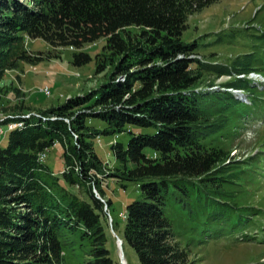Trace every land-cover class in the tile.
Masks as SVG:
<instances>
[{"label": "trees", "instance_id": "1", "mask_svg": "<svg viewBox=\"0 0 264 264\" xmlns=\"http://www.w3.org/2000/svg\"><path fill=\"white\" fill-rule=\"evenodd\" d=\"M218 1L0 0V65L21 49L25 36L55 48H81L105 37L114 59L110 80L100 88L20 117L23 124L7 134L6 146L0 144V264H120L108 211L126 257L133 250L139 264H192V241H203L208 231L253 238L245 210L257 208L228 195L236 192L239 172L251 166L232 172L222 164L230 159V128L259 114L256 104L264 95L236 73L226 87L250 90V103L231 90H199L205 71H232L199 58V43L183 39L190 17ZM252 37L264 39V32ZM245 58L247 64L231 69L259 71L264 44ZM91 60L88 52L74 53L78 66ZM129 126L155 131L133 133ZM126 131L132 134L128 143L113 142L115 161L105 162L95 140ZM57 143L66 163L61 176L41 159ZM108 178L136 182L141 190L126 206L122 229L106 195ZM171 199L204 219L203 227L190 225L187 244L167 213Z\"/></svg>", "mask_w": 264, "mask_h": 264}, {"label": "rangeland", "instance_id": "2", "mask_svg": "<svg viewBox=\"0 0 264 264\" xmlns=\"http://www.w3.org/2000/svg\"><path fill=\"white\" fill-rule=\"evenodd\" d=\"M263 32L264 0H220L193 14L183 39L187 42L196 40L199 43V58L210 61L212 65H228L232 71L221 75L216 71H205L199 82V90H231L236 98L250 103L248 100V97L252 96L250 90L226 87L236 76H244L251 81L250 86L258 87L264 95V66L260 67L259 71L247 74H239L235 69H231L234 66L238 67V64H247L246 54L254 50L260 51L264 39H253L252 34L258 35ZM106 43V38L102 37L81 48L69 46L55 48L42 39L25 36L21 49L6 56V61L0 65V120H3L0 123L6 125L7 121H18L23 124L24 120L20 117L48 110L65 103L71 97L88 94L108 82L114 69L112 63L114 59L105 49ZM22 49L28 56L25 59L19 58ZM80 51L88 52L92 60L78 66L74 64V53ZM102 63L104 66L99 70ZM263 105L264 102L259 100L256 104L259 114L245 116L239 125L230 128L231 132L227 135L232 138L227 147V150H230V159L222 164L229 166L225 170L232 168V172H238L236 166L245 164L251 166L246 171L239 172L241 178L236 180L239 184L233 185L236 192L230 190L228 195L241 204L246 203L248 207L257 208L253 210L254 213L251 208L245 210L252 218L253 223L247 230L253 238L243 239L241 235H237L236 238L217 237L208 231L209 234L202 237L203 241L198 242L196 239L192 241L190 255L192 264H264ZM95 121L99 122L101 127L104 126L103 122ZM128 129L133 133L155 131L139 126H129ZM7 134L2 137L1 146L7 145ZM131 136L130 131L117 135H102L95 140L96 151L105 162H114L111 144L116 140L127 144ZM44 159L51 170L61 176V172L66 168L62 145L57 143L51 146L46 151ZM244 166L243 168H246ZM61 181L69 190L77 191L76 187L67 185L62 179ZM104 187L107 198L113 201L112 214L120 222L122 229L126 206L140 198V187L136 182H123L116 178H108ZM166 209L168 215L175 221L179 239L183 244L191 240L189 227L192 223L195 227L204 226L201 215L195 216L194 213L188 215L176 200L171 199ZM108 217L110 223V216ZM197 230L198 228L194 229L195 232ZM116 234L119 236L117 232ZM112 235L116 245L114 256L117 258L120 253L117 237L113 233ZM124 257L127 264L128 262L139 264L136 254L131 249H127V257L126 254Z\"/></svg>", "mask_w": 264, "mask_h": 264}, {"label": "bare ground", "instance_id": "3", "mask_svg": "<svg viewBox=\"0 0 264 264\" xmlns=\"http://www.w3.org/2000/svg\"><path fill=\"white\" fill-rule=\"evenodd\" d=\"M0 122H3V120H0ZM21 125H22V122H18V121H7L6 125H5V123H0V128H2V133L0 135V144H1L2 137L5 136L6 133H9L11 130H13L16 127L21 126ZM123 216L125 217V215H123ZM122 248H123V243H122ZM122 250L124 251V249H122ZM124 256H125V254H124ZM124 259H125V257H124ZM126 264H127V261H126Z\"/></svg>", "mask_w": 264, "mask_h": 264}, {"label": "water", "instance_id": "4", "mask_svg": "<svg viewBox=\"0 0 264 264\" xmlns=\"http://www.w3.org/2000/svg\"><path fill=\"white\" fill-rule=\"evenodd\" d=\"M95 192H96L97 196L100 198L101 196L99 195V193L97 191H95ZM106 208L108 209V206H106ZM108 215L110 216V214H108ZM110 219H111L110 220L111 232L113 234H115L117 237V245H118V249L120 252L119 253L120 264H126V260L124 259V251L122 250L123 249L122 248L123 239L116 234V232L113 228V225H112V217L111 216H110Z\"/></svg>", "mask_w": 264, "mask_h": 264}, {"label": "built area", "instance_id": "5", "mask_svg": "<svg viewBox=\"0 0 264 264\" xmlns=\"http://www.w3.org/2000/svg\"><path fill=\"white\" fill-rule=\"evenodd\" d=\"M1 133H2V128H0V135H1ZM45 155H46L45 152L41 153V159L42 160H44Z\"/></svg>", "mask_w": 264, "mask_h": 264}]
</instances>
